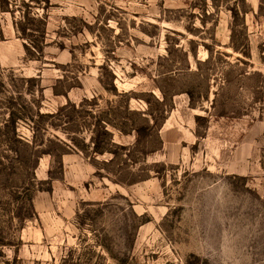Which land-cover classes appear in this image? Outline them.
I'll list each match as a JSON object with an SVG mask.
<instances>
[{
  "label": "rangeland",
  "instance_id": "1",
  "mask_svg": "<svg viewBox=\"0 0 264 264\" xmlns=\"http://www.w3.org/2000/svg\"><path fill=\"white\" fill-rule=\"evenodd\" d=\"M0 178V264H264V0H0Z\"/></svg>",
  "mask_w": 264,
  "mask_h": 264
},
{
  "label": "trees",
  "instance_id": "2",
  "mask_svg": "<svg viewBox=\"0 0 264 264\" xmlns=\"http://www.w3.org/2000/svg\"><path fill=\"white\" fill-rule=\"evenodd\" d=\"M2 192H3V181L0 178V208L7 210L9 208V206L6 205V201L2 200V198H1V196L3 197ZM28 203H29V205H31L30 200H28ZM5 227H9V224L6 223V225H3L0 223V254L1 255H4V252L2 249V244L7 243V242H5L6 240L4 239V237H5L4 236V228Z\"/></svg>",
  "mask_w": 264,
  "mask_h": 264
}]
</instances>
